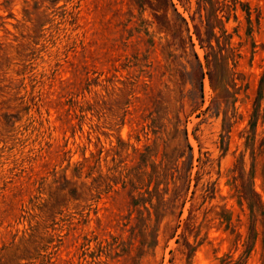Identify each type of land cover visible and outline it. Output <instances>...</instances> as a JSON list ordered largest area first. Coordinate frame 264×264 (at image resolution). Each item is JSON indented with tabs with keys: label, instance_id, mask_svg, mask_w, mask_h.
<instances>
[{
	"label": "rangeland",
	"instance_id": "374dc122",
	"mask_svg": "<svg viewBox=\"0 0 264 264\" xmlns=\"http://www.w3.org/2000/svg\"><path fill=\"white\" fill-rule=\"evenodd\" d=\"M0 264H264V0H0Z\"/></svg>",
	"mask_w": 264,
	"mask_h": 264
}]
</instances>
